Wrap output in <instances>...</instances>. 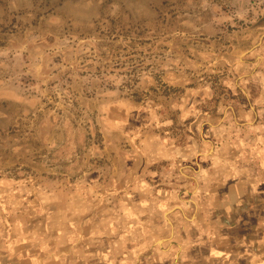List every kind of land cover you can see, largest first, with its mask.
<instances>
[{
	"label": "rangeland",
	"instance_id": "rangeland-1",
	"mask_svg": "<svg viewBox=\"0 0 264 264\" xmlns=\"http://www.w3.org/2000/svg\"><path fill=\"white\" fill-rule=\"evenodd\" d=\"M262 253L264 0H0V264Z\"/></svg>",
	"mask_w": 264,
	"mask_h": 264
},
{
	"label": "crops",
	"instance_id": "crops-1",
	"mask_svg": "<svg viewBox=\"0 0 264 264\" xmlns=\"http://www.w3.org/2000/svg\"><path fill=\"white\" fill-rule=\"evenodd\" d=\"M261 243V242H260ZM254 246H255V244H254ZM253 246L251 245V247L250 248H252ZM250 251V250H249ZM257 255V254H256ZM262 259L261 258H259V255H257L255 258H256V260L254 261V262H257L258 261V259H260V262H264V254L262 253ZM258 257V258H257ZM244 258H247V257H244Z\"/></svg>",
	"mask_w": 264,
	"mask_h": 264
}]
</instances>
